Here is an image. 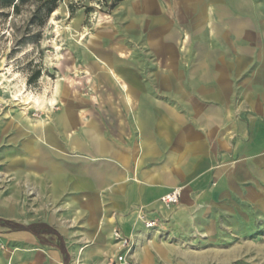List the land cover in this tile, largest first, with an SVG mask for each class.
Listing matches in <instances>:
<instances>
[{
    "label": "crops",
    "instance_id": "1",
    "mask_svg": "<svg viewBox=\"0 0 264 264\" xmlns=\"http://www.w3.org/2000/svg\"><path fill=\"white\" fill-rule=\"evenodd\" d=\"M253 8L250 0L114 8L79 50L77 81L62 84L51 123L31 129L9 161L1 156L28 181L24 151L34 189L62 200L70 225L53 215L22 221L3 202L0 264H119L121 254L123 264H232L255 245L264 224V17ZM80 83L88 97L77 94ZM8 132L13 144L27 135L0 120V137ZM174 190L179 202L161 207Z\"/></svg>",
    "mask_w": 264,
    "mask_h": 264
},
{
    "label": "rangeland",
    "instance_id": "2",
    "mask_svg": "<svg viewBox=\"0 0 264 264\" xmlns=\"http://www.w3.org/2000/svg\"><path fill=\"white\" fill-rule=\"evenodd\" d=\"M121 1L61 0L56 15L51 14L45 19L41 11L34 17V25L28 28L24 18L33 10L29 3L21 7L19 16H11L9 11L8 18H0V120L22 125L23 132L27 133L16 144L9 142L14 136L10 132L0 137V206L3 202L15 205L14 212L20 211L22 221L33 222L53 215L61 227L65 223L70 225L69 220L63 219L62 200L51 201L47 192L38 193L34 189V168L31 169L32 161L26 153L23 151V162L28 161L26 169L33 172L28 181L15 176V170L9 165L6 167L1 156L6 152L9 161L11 149H20V141L25 143L31 139V129L51 123V116L57 112L56 106L60 103L58 91L62 84L77 81L70 69L81 65L79 50L85 48L96 29L111 24V13ZM250 1L258 5V9L253 8L252 15L264 17V0ZM38 6L40 3L34 0V11ZM111 6L114 7L109 10ZM99 17L102 21L97 25ZM23 38H27L26 44L16 46ZM77 94L88 97L91 94L89 85L78 84ZM56 208L58 210L54 212ZM17 217L19 219V215ZM262 230L256 234L261 235L258 243L254 241V246L248 245L245 255L232 264H264V224ZM83 244L84 251L92 250L90 241L85 240ZM5 251L7 247L0 236V252ZM124 262L123 256L119 264Z\"/></svg>",
    "mask_w": 264,
    "mask_h": 264
},
{
    "label": "trees",
    "instance_id": "3",
    "mask_svg": "<svg viewBox=\"0 0 264 264\" xmlns=\"http://www.w3.org/2000/svg\"><path fill=\"white\" fill-rule=\"evenodd\" d=\"M36 3H40V6L37 7L36 11H34V0H0V18H8L9 11L11 12V16H19L21 13V7L25 4L29 3L32 5L31 11L27 13V15L24 18V24L26 28L31 27L34 25V17L39 14L41 11H43V18H48L54 11H56L58 4L61 0H35ZM114 6H111L109 10L113 9ZM8 11V12H5ZM2 34L1 36H3ZM27 42V38H23V40H20L17 42L16 46L24 45ZM3 223V222H0ZM5 225H8V227L12 230H22V231H28L32 233L33 235H39L41 230H49L44 225H30V226H21L17 224H10L6 223Z\"/></svg>",
    "mask_w": 264,
    "mask_h": 264
},
{
    "label": "built area",
    "instance_id": "4",
    "mask_svg": "<svg viewBox=\"0 0 264 264\" xmlns=\"http://www.w3.org/2000/svg\"><path fill=\"white\" fill-rule=\"evenodd\" d=\"M179 198H180V191L174 190L170 194L160 198L158 203L163 208H169L170 206L176 205L179 202ZM138 219L144 223L146 228H151L155 225L154 221L145 220L143 208H140L138 210ZM114 238L116 239L117 242H119L122 249L127 248V246L129 245V240L125 237L120 236L117 232H114ZM122 259H123L122 255H119L117 257L118 262H121Z\"/></svg>",
    "mask_w": 264,
    "mask_h": 264
},
{
    "label": "bare ground",
    "instance_id": "5",
    "mask_svg": "<svg viewBox=\"0 0 264 264\" xmlns=\"http://www.w3.org/2000/svg\"><path fill=\"white\" fill-rule=\"evenodd\" d=\"M56 15V11L52 13V16ZM76 212V211H75ZM71 224H74V220H71ZM114 238V233L112 232V239Z\"/></svg>",
    "mask_w": 264,
    "mask_h": 264
}]
</instances>
